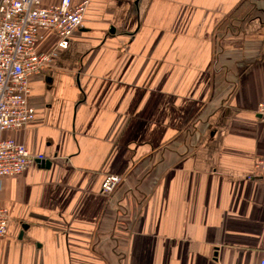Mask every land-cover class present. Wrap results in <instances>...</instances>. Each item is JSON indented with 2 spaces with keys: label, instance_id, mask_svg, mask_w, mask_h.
<instances>
[{
  "label": "crops",
  "instance_id": "obj_1",
  "mask_svg": "<svg viewBox=\"0 0 264 264\" xmlns=\"http://www.w3.org/2000/svg\"><path fill=\"white\" fill-rule=\"evenodd\" d=\"M261 101L264 0H91L6 132L50 166L1 179L0 264H259Z\"/></svg>",
  "mask_w": 264,
  "mask_h": 264
},
{
  "label": "built area",
  "instance_id": "obj_2",
  "mask_svg": "<svg viewBox=\"0 0 264 264\" xmlns=\"http://www.w3.org/2000/svg\"><path fill=\"white\" fill-rule=\"evenodd\" d=\"M91 0H0V186L6 176L22 174L46 160L43 154L29 151L24 142L6 136V132L25 129L35 119L29 103L30 78L50 65L59 49L70 45L72 35L84 26ZM57 36L51 50H40L44 32ZM256 113L264 122V101ZM119 174L106 175L101 183L105 193L113 192L124 181ZM248 179L264 182V157L255 161ZM8 208L0 205V237L7 233ZM259 264H264L261 260Z\"/></svg>",
  "mask_w": 264,
  "mask_h": 264
},
{
  "label": "water",
  "instance_id": "obj_3",
  "mask_svg": "<svg viewBox=\"0 0 264 264\" xmlns=\"http://www.w3.org/2000/svg\"><path fill=\"white\" fill-rule=\"evenodd\" d=\"M40 164H41L42 167H44V166H50V162L47 161V160H42V161L40 162Z\"/></svg>",
  "mask_w": 264,
  "mask_h": 264
},
{
  "label": "rangeland",
  "instance_id": "obj_4",
  "mask_svg": "<svg viewBox=\"0 0 264 264\" xmlns=\"http://www.w3.org/2000/svg\"><path fill=\"white\" fill-rule=\"evenodd\" d=\"M55 45H56V44H55ZM55 45H54V46H55ZM54 46H53V47H54ZM53 47H52V48H53ZM52 48H51V49H52ZM51 49H49V50H51ZM46 51H48V50H46ZM9 216H10V215H9Z\"/></svg>",
  "mask_w": 264,
  "mask_h": 264
}]
</instances>
